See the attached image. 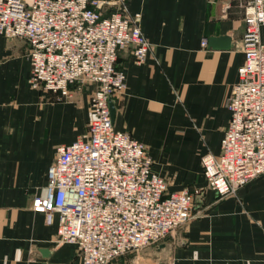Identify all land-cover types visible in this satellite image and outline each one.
I'll list each match as a JSON object with an SVG mask.
<instances>
[{
    "label": "crops",
    "instance_id": "0c3cea01",
    "mask_svg": "<svg viewBox=\"0 0 264 264\" xmlns=\"http://www.w3.org/2000/svg\"><path fill=\"white\" fill-rule=\"evenodd\" d=\"M245 1L125 0L142 12L151 49L141 62L129 47L119 51L127 86L115 100V127L147 145L169 190L201 193L184 225L108 264H264V173L219 195L202 162L207 151L220 154L230 121ZM28 46L0 31V264H82L76 243L56 241L59 212L47 222L33 198L46 190L58 146L88 131L96 83L74 84L67 100L33 87Z\"/></svg>",
    "mask_w": 264,
    "mask_h": 264
},
{
    "label": "built area",
    "instance_id": "2783aa9c",
    "mask_svg": "<svg viewBox=\"0 0 264 264\" xmlns=\"http://www.w3.org/2000/svg\"><path fill=\"white\" fill-rule=\"evenodd\" d=\"M141 21L142 12H129L125 0H0V31L28 42L33 87L67 100L74 84L96 83L88 131L58 146L46 190L33 198L47 222L59 212L56 241L76 243L82 264H108L196 214L200 187L169 190L147 145L115 127L111 100L127 86L119 51L129 47L141 62L151 49ZM244 22L245 61L227 101L231 117L221 152L202 156L219 195L264 173V0L245 1Z\"/></svg>",
    "mask_w": 264,
    "mask_h": 264
},
{
    "label": "water",
    "instance_id": "95a60500",
    "mask_svg": "<svg viewBox=\"0 0 264 264\" xmlns=\"http://www.w3.org/2000/svg\"><path fill=\"white\" fill-rule=\"evenodd\" d=\"M226 39H230V37L226 36ZM111 109H112V115H113V119H114L115 111H116V105H115V101L113 99L111 100Z\"/></svg>",
    "mask_w": 264,
    "mask_h": 264
}]
</instances>
